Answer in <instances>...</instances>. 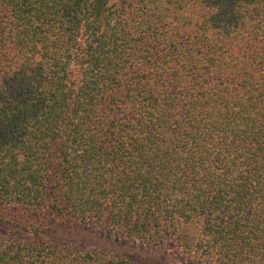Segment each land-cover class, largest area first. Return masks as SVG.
<instances>
[{
  "label": "trees",
  "instance_id": "1",
  "mask_svg": "<svg viewBox=\"0 0 264 264\" xmlns=\"http://www.w3.org/2000/svg\"><path fill=\"white\" fill-rule=\"evenodd\" d=\"M101 217L264 264V0H0V264Z\"/></svg>",
  "mask_w": 264,
  "mask_h": 264
},
{
  "label": "rangeland",
  "instance_id": "2",
  "mask_svg": "<svg viewBox=\"0 0 264 264\" xmlns=\"http://www.w3.org/2000/svg\"><path fill=\"white\" fill-rule=\"evenodd\" d=\"M2 211V209H1ZM105 217V215H104ZM101 217L65 224L56 231L54 243L88 248L108 256L124 257L140 264H212V258L199 255L189 242L190 229L176 222L161 232L160 238L139 240ZM11 235L10 232H8Z\"/></svg>",
  "mask_w": 264,
  "mask_h": 264
}]
</instances>
